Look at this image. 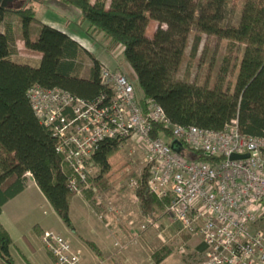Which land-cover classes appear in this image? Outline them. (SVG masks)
<instances>
[{
    "label": "trees",
    "instance_id": "obj_1",
    "mask_svg": "<svg viewBox=\"0 0 264 264\" xmlns=\"http://www.w3.org/2000/svg\"><path fill=\"white\" fill-rule=\"evenodd\" d=\"M58 1L81 11L94 32L123 47L125 76L134 84L141 103L152 100L172 124L222 132L238 120L242 135L264 138V0H244L235 28L229 20L233 0ZM13 5L0 7V26L5 28V40L0 36V217L3 208L26 190L31 175L63 224L75 232L71 206L76 194L68 187L72 169L57 153V139L40 124L28 92L34 87L60 89L77 98L95 100L102 94L112 95V89L101 80V63L78 42L44 24L39 25L37 34L32 33L34 9ZM12 14L21 16L26 48L42 54L38 67L14 59L17 39L14 24L8 21ZM151 23H157L158 28L149 38ZM194 32L191 63L198 56L203 35L228 41L225 60L239 54L236 79L226 88L224 81L208 86L177 78ZM87 57L93 61L88 78L84 77ZM162 131L171 134L154 126L153 138ZM122 145L116 140L102 143L94 157L96 173L83 198L100 216L99 195L110 187L121 186L127 191L135 178L138 184L130 191L136 193L141 213L148 217L165 211L168 201L149 193L148 172L139 177ZM87 244L101 257L93 242ZM12 247L13 240L0 221V258L6 264H14ZM172 253L168 247L157 252L156 263Z\"/></svg>",
    "mask_w": 264,
    "mask_h": 264
},
{
    "label": "built area",
    "instance_id": "obj_2",
    "mask_svg": "<svg viewBox=\"0 0 264 264\" xmlns=\"http://www.w3.org/2000/svg\"><path fill=\"white\" fill-rule=\"evenodd\" d=\"M100 77L112 95L84 100L60 89L28 92L40 124L72 169L70 191L82 195L91 187L94 157L106 140L123 142V148L140 144L145 168L139 177L148 172L149 193L168 201L164 216L199 237L204 248L190 264H264V138L242 135L238 120L222 132L172 124L152 100L141 103L127 76L102 67ZM154 126L171 134L153 138ZM174 141L181 152L173 150ZM234 155L248 158L232 160ZM137 184L133 178L128 188ZM145 221L143 230L158 223ZM42 241L52 264L81 263V252L66 239L46 231Z\"/></svg>",
    "mask_w": 264,
    "mask_h": 264
},
{
    "label": "rangeland",
    "instance_id": "obj_3",
    "mask_svg": "<svg viewBox=\"0 0 264 264\" xmlns=\"http://www.w3.org/2000/svg\"><path fill=\"white\" fill-rule=\"evenodd\" d=\"M47 0H19L16 2L14 8H37L38 4L46 3ZM58 1V0H56ZM234 6L232 14L229 18L232 27H237L244 0H233ZM59 3H61L59 1ZM34 20L31 23L32 33L38 30V26L41 23L40 18L34 9ZM14 17H18L22 24L21 16L12 14ZM13 17V16H12ZM11 19V17L9 18ZM10 21V20H9ZM14 21V20H11ZM155 23H151L147 30V37L152 38L158 26H154ZM4 27L0 26V36H2V30ZM22 32V28H20ZM91 39L94 41V48L92 51L96 53L95 59L103 58V61L113 64V67L103 66L104 68L114 72L121 73L123 75L128 74L126 64L123 57V47L115 44H111L109 40L103 35L89 30ZM22 34V33H21ZM197 33L194 32L189 39V46L186 50V58L183 61L182 67L177 74V78L188 79L191 82H195L199 85L213 86L215 83L224 81V88L228 85V82H234L240 63L239 54H235L230 59L227 58V45L228 41H224L214 37H207L203 35V41L200 46V50L197 58L193 63L190 62L191 50L194 45V40ZM145 46V45H144ZM36 57L35 54H30ZM22 64L38 67L40 63H35L26 58H21ZM88 63H93L91 58H86V67ZM90 68H86L84 77L88 78L90 75ZM219 85V84H218ZM124 152L129 158L134 170L138 175L143 172L145 168L144 152L140 148V144L128 143L124 147ZM192 158V154H189ZM28 180H33L31 175H28ZM135 179V178H134ZM26 201L22 206V216L26 219V224L38 221L41 226L48 224L51 227L52 233L66 239L75 251L81 252V258L83 255L89 252L88 241L85 239H98L104 236H108L113 241L114 249L117 252V261L123 264L126 261V257H136L139 264H155L153 256L164 248L173 249V256L170 261H182L183 264H189L191 261L190 253H193L195 248L199 245V237H194L186 232L181 231L180 226L174 222L169 216H164V211L156 212L152 216L158 220L157 226L143 230L142 226L146 223V218L140 209V202L135 192L123 191L121 186L110 187L106 189L104 195H99L98 203L103 208V214L97 215L87 204L82 195H76L72 203V219L75 227V232L69 231L66 234L60 230H56L63 222L59 218V223L56 220L51 219L48 215V206L44 200L32 189L28 184L27 193L24 195ZM21 209V210H22ZM58 219V217H57ZM57 226V227H56ZM88 231L86 236L85 232ZM74 233L75 236H71ZM106 234V235H105ZM44 235V233H43ZM43 235L39 236L40 246H44L42 241ZM190 236L187 240V236ZM71 237V238H70ZM186 240H185V238ZM183 242V243H182ZM94 243V242H93ZM180 243V244H179ZM182 243V244H181ZM182 245V246H181ZM181 246L180 248H178ZM184 247L188 255H182L180 249ZM188 256V257H187ZM115 261V258H114ZM151 261V262H150ZM168 261L165 264H170ZM130 264V263H129ZM173 264V263H171Z\"/></svg>",
    "mask_w": 264,
    "mask_h": 264
},
{
    "label": "crops",
    "instance_id": "obj_4",
    "mask_svg": "<svg viewBox=\"0 0 264 264\" xmlns=\"http://www.w3.org/2000/svg\"><path fill=\"white\" fill-rule=\"evenodd\" d=\"M18 1L19 0H15L14 3ZM14 3L10 5H13ZM37 6L38 9L37 8L34 9L37 15L41 17L39 21H41L42 24L50 26L68 35L71 39L78 42L94 58H97L95 55L96 53L92 51V49L94 48V41L93 39H91V34L89 32V30L91 31L92 29L90 28V25L83 20L81 11L73 7H67L56 0H47L46 3H41V4L39 3ZM9 20L10 21L14 20L12 22L14 24L15 34L17 39V54L14 57L15 61L21 63L22 60L20 59L26 58L25 61L34 59L35 61H31V62H35L39 64L42 59V54L28 50L26 48L25 42L21 34L22 32H20V28H22V24L20 23L18 17L13 16ZM154 26H158V24L155 23ZM2 27L4 26L2 25ZM38 30L35 32L36 34ZM1 37L2 39L5 40V28L2 30ZM30 54H35L36 57H33ZM99 59L100 61L98 59L97 60L101 63V65L113 67V64L109 62H105V60L103 61V58H99ZM92 66L93 63L87 64V67L90 69L92 68ZM28 184L40 196V198H42V200L46 202L45 204L48 206L47 213L48 215H50V218L53 220L55 219L56 220L55 222L59 223V217L54 212L53 208L51 207L47 199L44 197V195L37 187L34 179L33 180L29 179L26 190L17 198L9 202L3 208V213L0 217V221L4 226V228L9 232L13 240V247L11 249V253L14 259V264H52L53 262L52 257L50 256L46 248L42 245L40 246L39 244L40 243L39 236L43 235V233L46 231H51L50 230L51 227H53L55 224L53 223L50 226L48 224H43V226H41L38 221H35L25 226L26 219H24V217L22 216V211H23L22 206L26 201V197H24V195L27 193ZM71 213H72V206H71ZM60 225H61L60 227L56 226L57 227L56 230H60L65 234L70 231L65 225H62L61 223ZM70 234L71 236H75L74 233L70 232ZM85 234L87 236L88 231L85 232ZM84 241L94 242V244L101 251L102 255L101 257L97 256V254H95L87 245L89 252L82 256L80 264H121L117 261L119 255H117V252L114 249L113 241L110 238H108V236H104L98 239H96V237L95 239L92 238L88 239L87 237V239H85ZM198 244L199 245L195 248L194 252L190 253L191 261L194 258H196L197 253L202 252L204 250V248L200 245V243ZM182 255H188V252ZM135 256L138 257L137 255ZM135 256L134 257L125 256L126 261H124L123 264H129V263L139 264V260L137 261ZM173 256H176V254L172 253L169 257H167L160 263H156L154 256L153 258L155 264H165L166 262L168 263V261L173 264H183L182 261L181 262L174 260L170 261V259ZM190 262L188 263L190 264ZM0 264H6V263L0 258Z\"/></svg>",
    "mask_w": 264,
    "mask_h": 264
},
{
    "label": "water",
    "instance_id": "obj_5",
    "mask_svg": "<svg viewBox=\"0 0 264 264\" xmlns=\"http://www.w3.org/2000/svg\"><path fill=\"white\" fill-rule=\"evenodd\" d=\"M14 1L15 0H0V7L7 8L10 4L14 3ZM180 147H181L180 142H178V141L173 142L172 148L174 151L181 152ZM246 158H248V157L234 155L232 157V160H240V159H246Z\"/></svg>",
    "mask_w": 264,
    "mask_h": 264
}]
</instances>
